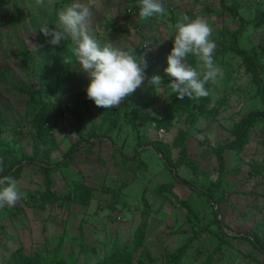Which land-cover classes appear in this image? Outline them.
Returning a JSON list of instances; mask_svg holds the SVG:
<instances>
[{
    "label": "rangeland",
    "instance_id": "374dc122",
    "mask_svg": "<svg viewBox=\"0 0 264 264\" xmlns=\"http://www.w3.org/2000/svg\"><path fill=\"white\" fill-rule=\"evenodd\" d=\"M59 1L44 0L37 6L35 0H11L2 15L6 23L0 27V157L8 148H16L18 157L30 153L28 97L16 86L41 89L40 105L51 106L53 138L44 161L60 164L52 175L53 189L66 195L82 180L94 181L95 189L88 205H44L42 170L24 160L17 180L22 196L14 206L0 208V264H7L9 253L18 247L28 254L38 250L48 262L43 264H96L106 254L99 237L109 240L118 233L127 242L141 219L147 224L144 241L129 264H149L148 257L155 264L172 263L176 250L190 238L186 254L176 264H264V124L255 121L264 112V66L259 87L241 59L220 47L240 21L220 0H161L164 14L147 20L136 14L128 20L125 9L133 7L131 0H90L99 42L128 51L146 65L145 81L127 99L111 109L93 102L92 114L85 93L88 79L75 62L71 43L50 46L39 31L45 23L54 25ZM253 1L235 0L245 21L257 19L254 7L261 3ZM183 15L210 23L214 58L223 76L206 85L207 97L175 102L163 70L173 26ZM34 23L40 25L37 32ZM240 44L256 53L263 50L264 27H246ZM161 51L162 62L156 60ZM188 62L196 66L193 57ZM153 75L162 77L155 89L149 82ZM201 107L215 110L216 116L187 122L188 114ZM113 120L117 123L111 127ZM236 132L248 135L247 140L242 142ZM232 142L238 149L228 147ZM75 147L79 155L65 164ZM112 197L114 210L109 209ZM216 222L226 238L210 239L218 229ZM60 239L61 248L56 247ZM82 241L96 247V257L81 251Z\"/></svg>",
    "mask_w": 264,
    "mask_h": 264
},
{
    "label": "clouds",
    "instance_id": "9594fccd",
    "mask_svg": "<svg viewBox=\"0 0 264 264\" xmlns=\"http://www.w3.org/2000/svg\"><path fill=\"white\" fill-rule=\"evenodd\" d=\"M35 2L37 6L44 4V0ZM135 7L142 20L165 12L161 0H136ZM54 13V25L45 23L39 31L50 46H61L65 41L71 43L75 62L88 79L87 99L100 108H116L142 85L146 65L142 66L143 62L128 51L109 43L102 45L94 35L90 0H68L54 9ZM212 32L210 23L203 17L183 15L174 24L172 48L163 71L170 78L167 87L178 100L207 97L206 85L223 76V69L214 58L216 43L211 39ZM189 56L194 58L196 66L188 62ZM149 82L158 87L162 85V77L153 75ZM21 196L15 179L0 177V208L14 206Z\"/></svg>",
    "mask_w": 264,
    "mask_h": 264
},
{
    "label": "trees",
    "instance_id": "16d2710c",
    "mask_svg": "<svg viewBox=\"0 0 264 264\" xmlns=\"http://www.w3.org/2000/svg\"><path fill=\"white\" fill-rule=\"evenodd\" d=\"M11 0H0V27L4 26L3 24L6 23V20L2 19L3 13L6 11L7 4H9ZM18 1V0H14ZM133 2V7H131L133 10V14L138 16V11L135 7L136 5V0H131ZM222 7L229 13L231 14L236 20L240 21L239 27L237 30L232 32L231 36L229 39L223 40V43L220 45L221 47V52L223 53H231L234 56H237L241 59V62L243 64L245 72L250 76V78L256 82V84L261 87L263 84V78L261 76V71L264 66V49L261 50L260 52L256 53L252 51L251 49L245 48L240 44V40L243 37V31L248 27L249 25L252 26L254 29H259L264 27V0H254V4L256 3H261L260 5H256L254 7L255 14L257 16V19H253L251 21H245L244 18L240 16L238 13V6L235 3V0H220ZM232 2V4H227L228 2ZM68 0H60L59 2L56 3V6L62 7L65 3H67ZM20 16V14H19ZM140 18V17H139ZM141 19V18H140ZM55 20V17H54ZM40 25L35 24L33 26V30L37 32V27ZM141 52H138L140 55ZM163 51L159 53V58H156V60H159L160 62L163 61ZM156 60L155 62L152 63V68H149V73L152 72L155 68L156 65ZM150 87L155 89V86L152 84ZM16 89L24 95H27L28 97V117L30 118L31 121V148H30V153L29 154H23L21 157H18V152L14 149H6L1 151V157H0V177L2 176H10L16 181L19 179L20 174L22 173L23 170V161L25 160V163L27 162L28 164L34 163L40 169L42 170L43 178L45 181V190H44V198L42 200L44 205H58V207H62L65 204L70 203V204H78V205H88L91 201V196L92 192L95 189V186L93 183L94 181L88 180V181H75L73 183V188L71 191H69L66 195H59L57 192L53 189V180H52V175L54 174L55 171L60 170L58 168L60 164H57L56 166H51L48 165L44 159L49 158V151L47 150V147L51 142H53L52 138V129L50 126V117L51 115V106L49 107L48 104L46 105H40V102L38 100V97L42 95V90L41 89H29L24 86H16ZM126 97L125 99H127ZM171 100L178 102V99L173 95L171 97ZM264 100V99H263ZM91 106L88 108L91 110L93 114V106L91 101ZM89 110V111H90ZM90 112V113H91ZM216 116V111L211 110L209 112H206L202 107L197 108L196 112H191L188 114L186 120L189 123H196L200 117H207V118H214ZM257 119V118H256ZM258 122H263L264 124V112L261 115L260 120H255ZM116 121H112V126H116ZM250 127V125H248ZM111 129V128H109ZM81 128L79 127L77 132L78 136L80 137L81 141H84L82 139L81 133H80ZM243 130V128L240 130V132ZM110 131V130H108ZM248 131V128H246L245 132ZM237 138L240 136L241 141L243 142L244 140H247L248 135L246 134L242 135L239 132H236ZM88 141V140H87ZM237 142H232L228 145L231 150L238 149L237 148ZM92 145V144H91ZM76 147L71 148L69 153L67 154V157H70V160L65 162V164L71 163V160L73 157L79 155V153L76 152ZM83 151V150H81ZM30 155V156H29ZM121 156V155H120ZM124 159H129V157L123 156ZM66 160V159H65ZM16 166V167H15ZM15 167V168H14ZM168 188L167 186H163ZM105 192L113 193L109 188H103L102 189ZM116 194L113 195V197ZM112 197V198H113ZM117 197V195H116ZM115 201L114 198L111 200V203L109 204V209L114 210L115 209ZM144 215V211L142 212ZM144 217V216H143ZM216 226L218 227L217 231L212 234L210 237L211 240L216 239L219 237L220 239L226 238V234L221 230L219 223L216 222ZM147 224L145 220H140V223L136 230L133 232L132 239H129L127 242H123L120 240V235L114 234V238H110L109 240H106L105 236L104 237H99L102 240V243H104V250H105V255L103 261H99L96 264H101V262L105 263L107 262L108 264L114 263L116 261H122L126 264H129L132 255L134 251L140 248V246L143 244L144 241V230L146 229ZM98 238V237H97ZM193 239L190 238L183 246L179 247L175 255L173 257V262H167V264H176L177 261H179L180 258H182L187 250L188 247L190 246V242ZM63 245V240L60 239L56 247L61 248ZM81 251L83 253L89 252L90 253V258H94L97 255V249L96 247H91L88 243L85 241H82L80 243ZM149 264L154 263V259H150L148 257ZM210 262V259L208 260ZM7 264H43V263H48V262H43L41 259V254L39 251H34L33 253H26L24 248L18 247L16 250L13 252H10L8 255V259L6 260ZM155 264V263H154Z\"/></svg>",
    "mask_w": 264,
    "mask_h": 264
},
{
    "label": "built area",
    "instance_id": "2783aa9c",
    "mask_svg": "<svg viewBox=\"0 0 264 264\" xmlns=\"http://www.w3.org/2000/svg\"><path fill=\"white\" fill-rule=\"evenodd\" d=\"M125 14L127 15L128 17V20H133V17H134V14H133V10L131 7H127L125 9Z\"/></svg>",
    "mask_w": 264,
    "mask_h": 264
}]
</instances>
